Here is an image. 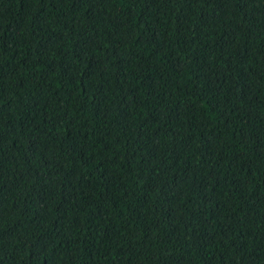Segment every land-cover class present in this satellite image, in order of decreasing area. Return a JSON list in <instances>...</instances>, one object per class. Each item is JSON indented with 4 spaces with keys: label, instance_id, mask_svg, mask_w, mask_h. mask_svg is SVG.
I'll use <instances>...</instances> for the list:
<instances>
[{
    "label": "trees",
    "instance_id": "1",
    "mask_svg": "<svg viewBox=\"0 0 264 264\" xmlns=\"http://www.w3.org/2000/svg\"><path fill=\"white\" fill-rule=\"evenodd\" d=\"M0 264H264V0H0Z\"/></svg>",
    "mask_w": 264,
    "mask_h": 264
}]
</instances>
